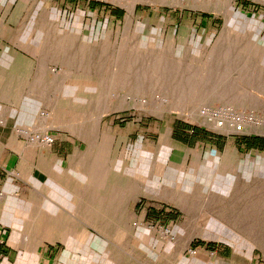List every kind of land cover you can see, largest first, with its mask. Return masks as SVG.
Instances as JSON below:
<instances>
[{
	"label": "rangeland",
	"instance_id": "374dc122",
	"mask_svg": "<svg viewBox=\"0 0 264 264\" xmlns=\"http://www.w3.org/2000/svg\"><path fill=\"white\" fill-rule=\"evenodd\" d=\"M204 1L208 4L6 0L12 9L13 33L0 47V54L7 57L4 69L0 68L5 81L0 82V90L5 88L7 112L15 117L14 132L27 145L30 136L47 132L83 141L86 186L101 183L102 188L87 187L86 197L101 192L107 201L114 194L119 203L127 198L128 205L117 206L122 216L112 218L111 224L123 226L124 217L132 214L134 227L156 231L161 242L179 244L189 255L207 253L206 264H220L218 258L221 264H264V150L249 148L243 141L264 138V133L218 129L187 113L222 106L264 121L262 108L207 101L211 89L248 86L242 79L243 48L255 40L264 43V0H234L235 15L229 20L209 5L224 0ZM131 2L135 10L128 20ZM229 31L236 35L228 38ZM62 84L66 85L61 91ZM247 89L264 95L257 88ZM18 96L21 106L12 100ZM105 105L110 109L101 126L94 127ZM31 106L37 111L28 120ZM6 119H11L9 114ZM184 124L201 129L203 137L207 133V141L189 145L191 131ZM45 125L53 131L39 129ZM23 128L26 134L20 132ZM165 133L170 134L168 161L184 172L175 190L164 186L162 173L154 170ZM194 151L200 153V162ZM212 151L219 154L216 162L211 160ZM227 151L237 152V160L227 158ZM258 156L263 160L255 159ZM142 160L148 162L144 172L136 167ZM210 163L213 169L243 172L247 178L234 187L216 189L210 176L209 181L191 182L189 191L184 186L190 182L188 172L206 170ZM256 171L262 173L260 178ZM146 187L154 190L147 192ZM145 209L155 210L165 223L139 222L136 215ZM166 230L171 233L165 235ZM200 242L214 244L215 249L189 246Z\"/></svg>",
	"mask_w": 264,
	"mask_h": 264
},
{
	"label": "crops",
	"instance_id": "0c3cea01",
	"mask_svg": "<svg viewBox=\"0 0 264 264\" xmlns=\"http://www.w3.org/2000/svg\"><path fill=\"white\" fill-rule=\"evenodd\" d=\"M6 3L0 0V47L13 33L9 22L12 9ZM6 59L5 54H0L1 69ZM0 78L4 85L1 70ZM12 100L19 101L21 106V96ZM10 113L3 88L0 90V191L4 192L0 199V264H206L208 254L204 251L189 255L179 244L161 242L156 231L139 223L134 227L133 215L125 216L126 209L123 226L111 224L112 218L122 216L117 206L128 205L127 198L119 203L114 194L107 201L101 192L86 197L87 187L94 191L102 188L101 183L86 186L83 141L56 133L52 145H27L28 141L14 132L16 120ZM8 114L10 120L6 119ZM188 130L189 145L207 141L208 134L203 137L201 129ZM103 206L110 207L104 211ZM136 216L139 222L165 223L153 209L150 212L145 209ZM189 246L215 249L216 245L200 242ZM221 260L218 258V263Z\"/></svg>",
	"mask_w": 264,
	"mask_h": 264
},
{
	"label": "bare ground",
	"instance_id": "6f19581e",
	"mask_svg": "<svg viewBox=\"0 0 264 264\" xmlns=\"http://www.w3.org/2000/svg\"><path fill=\"white\" fill-rule=\"evenodd\" d=\"M195 1L201 2L203 4H208V2H206L204 0H195ZM233 2H234V0H224V1L209 2V5H212L215 8H219L220 10H222L224 12L227 20H229V19H232L235 15ZM134 10H135V2H131L128 5V11H129L128 20L130 19V17H132L131 15L134 14ZM228 34L230 35V37H228V38L234 37L236 35L232 31L231 32L229 31ZM244 45H245V47L243 48V50H244L246 57H245V64L243 67L244 76L242 79L244 80V83H246V85H248V86H246V87L242 86V87H239L238 89H211V90H209V93H208V98H207L208 102L209 101H211V102L212 101H222L224 103L234 105V106H244V107L249 106V107L264 109V95H263L264 94V43H262V40H260V41L255 40V41H252V43H248V45H246V44H244ZM38 49H39V47L34 48L35 51H37ZM24 68H26V67H24ZM66 84H62L60 86L61 91L63 90V88ZM77 84H79V83L77 82ZM248 87L257 88V90H260V92L263 93L262 94L263 96L258 95L259 93L255 94V93L251 92L249 89H247ZM109 109H110V105H105L104 110L100 112L97 119L95 120L94 127L101 126V123H102V120L104 117V113H106ZM181 110H184V109H181ZM36 111H37V109L35 108V106H31L30 111L27 113V119L29 120V118H33L34 115H36ZM213 111H214L213 109L207 107V108L202 109L200 111L199 110H188L187 113L189 114L190 118H193L194 120H196L198 122H204V123L213 125L214 127L220 129L217 126V123L212 119V112ZM243 117L245 120V129L257 131L259 133H264V121L263 120H258V119H256V117H254L252 115H243ZM49 128H50V126H48V125H45L43 127H39V129L43 130L44 132L46 130H48ZM222 129H225L227 131H232L231 127H229L228 123ZM99 131H102V130H99ZM20 132L26 134L25 128H23ZM163 140H164V143L160 145L161 155L158 157L157 162H155V164H154V170H155V172L159 171L160 173H162V176H163L162 178L164 179V183H163L164 186H166L168 189H174L175 188L174 186L177 183H180L179 182V175L180 176L183 175L184 172H183L182 166L174 165V163L171 164L168 161L167 155H168V148H169V143H170V134L165 133L163 135ZM36 144H38V140L36 139V136H35L34 140L31 141V145H36ZM236 153L227 151L225 153V156L227 158L228 157L232 158L233 160L235 159L234 161H236L237 160ZM194 155H195L196 161L200 162V153H197L196 151H194ZM211 155H212L211 160L214 161L215 157H217L219 154L216 151H212ZM255 159L263 160L261 158V156H258ZM214 162H216V161H214ZM212 165L213 164L210 163L209 166L207 165V167H206L207 169L203 170V171H199L200 173L198 171H194L193 169L191 171H189L187 174V178L190 180V182L184 184V186H186V188H188V190L190 191V189H192L194 186L193 184H191V182H196L198 179H204V180L209 181L208 177L212 176L213 177L212 183L214 185L213 186L214 188L218 189L219 187L231 186V185L234 187L235 183H240L242 180H244V179L246 180V178H247V177H244L243 172H240V174H235V173H231V174L228 173L227 174L224 170L221 171V170L213 169ZM238 166H240V164H238ZM136 167H137V169H141L142 171L143 170L145 171L148 167V162L145 160H142V162H140L139 165H136ZM115 170L117 171V169H115ZM240 171H242V170H240ZM255 174H257L259 178L262 175V173H260L259 171H256ZM146 190H147V192H151L154 189L152 187H146ZM177 196L180 199L185 198L182 196L181 193H178V192H177ZM165 197H167V196H165ZM185 204H187V202Z\"/></svg>",
	"mask_w": 264,
	"mask_h": 264
},
{
	"label": "built area",
	"instance_id": "2783aa9c",
	"mask_svg": "<svg viewBox=\"0 0 264 264\" xmlns=\"http://www.w3.org/2000/svg\"><path fill=\"white\" fill-rule=\"evenodd\" d=\"M227 107H218L213 109L212 112V119L217 123V126L222 129L224 128L227 123L229 124V127H231V130H233L235 133H239L244 131L245 129V120L242 113L235 112L234 110L230 112ZM36 136V139L38 140L39 144L42 145H52L55 142V136L52 133H44L43 135L35 134L33 136H30V140L33 141L34 137ZM4 197V192L0 191V199ZM165 235L170 234V230L163 231ZM191 251H193L191 249Z\"/></svg>",
	"mask_w": 264,
	"mask_h": 264
},
{
	"label": "trees",
	"instance_id": "16d2710c",
	"mask_svg": "<svg viewBox=\"0 0 264 264\" xmlns=\"http://www.w3.org/2000/svg\"><path fill=\"white\" fill-rule=\"evenodd\" d=\"M249 3L245 2V6H247ZM184 127L187 129H195L196 127H192L190 125L184 124ZM245 143L249 147L259 148L260 150H264V138L259 136H253V137H246L244 138Z\"/></svg>",
	"mask_w": 264,
	"mask_h": 264
}]
</instances>
